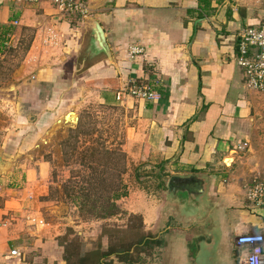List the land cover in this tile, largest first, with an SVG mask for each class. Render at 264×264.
Returning <instances> with one entry per match:
<instances>
[{
	"label": "crops",
	"instance_id": "1",
	"mask_svg": "<svg viewBox=\"0 0 264 264\" xmlns=\"http://www.w3.org/2000/svg\"><path fill=\"white\" fill-rule=\"evenodd\" d=\"M83 1L90 16L78 20L76 14L61 16L49 0H0V157L10 162L0 173V264H64L57 237L65 216H57V201L40 198L47 195L50 169L41 141L54 140L62 131L51 133L56 120L90 94L124 106L131 118L127 148L142 157L146 147L157 171L170 173L160 199L139 200L135 209L144 219L149 215L152 226L199 221L195 234L191 224L161 230L165 240L174 235L181 241L189 264H239L235 238L264 234V207L255 208L242 195L251 182L245 183L242 166H233L241 158L237 144L250 142L245 132L252 98L235 58L239 30L264 21L263 5ZM90 18L105 31L111 62L88 46ZM132 46L144 51L130 59ZM11 50H21V56ZM3 62H11V69L3 72ZM129 80L150 84L159 97L116 100L115 92ZM27 212L45 223L28 220ZM12 249L17 255H10Z\"/></svg>",
	"mask_w": 264,
	"mask_h": 264
},
{
	"label": "rangeland",
	"instance_id": "2",
	"mask_svg": "<svg viewBox=\"0 0 264 264\" xmlns=\"http://www.w3.org/2000/svg\"><path fill=\"white\" fill-rule=\"evenodd\" d=\"M9 53H16V58L21 56V50H11ZM10 63H1L3 72L11 69ZM250 91L251 121L245 132L250 140V148L242 149L241 158L232 161L233 166L239 164L243 167L241 169L245 171V183L252 182L264 172V165L261 163L264 162V92ZM97 95L90 94L82 104L75 106L77 110H69L75 111L79 116L75 126L61 127L59 129L62 131L54 140L41 141L43 145H47L41 149V154L50 163V169L46 182L47 195L40 198L57 201L63 211L65 206L68 207L63 214L65 224L58 237L77 240L82 252L94 248L100 242L103 248L118 239L127 243L136 239L139 231H149L160 235L164 244L160 248L148 249L147 252H141L139 247L135 248L136 262L133 264H189L180 246L181 241L170 233L168 241L165 240L161 230L167 226L185 230L191 224L189 229L195 234L193 230H196L199 221L187 223L162 220L152 226L149 215L144 219L135 209L134 205L139 200L150 202L155 197L160 199L163 193L161 187L166 183L164 179L170 173L157 171V165L151 163L152 158L148 157L146 147H142L145 153L142 157H139L138 151L135 152V148H127L126 133L131 123L130 114L122 105L102 103ZM63 97L62 102H65L70 94ZM37 111L30 110V114ZM252 167L254 168L250 170ZM117 188L121 193L116 199L119 212L105 218L99 217L104 213L105 205L101 207V203L97 201L96 206L91 207L92 201L99 196L102 202L107 200L113 194L112 190ZM245 191H241L242 195ZM178 193L186 199L187 193ZM141 222L143 225L139 228ZM105 230L107 234L103 235ZM108 230L113 231L108 233ZM192 244L193 242L187 246L191 251Z\"/></svg>",
	"mask_w": 264,
	"mask_h": 264
},
{
	"label": "built area",
	"instance_id": "3",
	"mask_svg": "<svg viewBox=\"0 0 264 264\" xmlns=\"http://www.w3.org/2000/svg\"><path fill=\"white\" fill-rule=\"evenodd\" d=\"M18 2L36 3L40 0H16ZM61 16L70 17L80 15L82 18L90 16V8L83 0H49ZM264 7V0H260ZM14 23H17L15 21ZM141 46H132L128 50L130 59L143 53ZM242 68L244 81L247 88L264 92V21L255 26H245L238 32V54L235 58ZM127 97L144 100H155L159 94L148 83L129 80L115 93L118 101ZM249 147L246 140L240 141L236 149L242 150ZM246 200L255 208L264 207V172L257 176L245 191ZM26 218L33 223L44 224L43 217H36L27 212ZM5 222H3V225ZM239 248V264H264V234L262 233H239L236 237ZM17 250L12 249L10 255H17Z\"/></svg>",
	"mask_w": 264,
	"mask_h": 264
},
{
	"label": "trees",
	"instance_id": "4",
	"mask_svg": "<svg viewBox=\"0 0 264 264\" xmlns=\"http://www.w3.org/2000/svg\"><path fill=\"white\" fill-rule=\"evenodd\" d=\"M81 18L80 15H77L78 20ZM112 191L113 194L107 200H103L102 202L99 196L92 201L93 204L91 207H95L97 201L101 203V207L105 205L103 207L104 213H101L102 216L99 217L105 218L119 212L116 199L121 196V193L119 192V188ZM142 225L141 222L139 228H142ZM110 231L112 233L113 230H108L107 232L109 233ZM104 234H107L106 230L103 232ZM163 244V238L160 235L153 234L149 231H139L136 239L130 242L124 243L118 239L117 242L109 243L106 248H103L100 242L94 248L81 252V246L77 240H68L65 236L57 238V245L60 247L61 258L64 264H133L136 262L134 254L135 248L137 249L139 247L138 249L141 252H147L148 249L150 251L156 247L160 248Z\"/></svg>",
	"mask_w": 264,
	"mask_h": 264
},
{
	"label": "water",
	"instance_id": "5",
	"mask_svg": "<svg viewBox=\"0 0 264 264\" xmlns=\"http://www.w3.org/2000/svg\"><path fill=\"white\" fill-rule=\"evenodd\" d=\"M102 2L107 0H101ZM86 18V17H85ZM89 27L92 32V37L90 40V44L88 46L92 45L96 49L97 55H102L105 58H107L110 62L112 61V55L109 48V45L106 40L105 31L102 28L100 22L97 19L90 18L88 19ZM11 89L13 88V84L9 86ZM79 116L75 111H68L66 112L62 117L58 118L56 122L54 123V127L51 131V133L54 132V130H57L64 126L73 127L78 123ZM10 162L5 161L0 157V173L5 172L6 169L9 167ZM65 211L68 210V207L65 206ZM61 208L58 210L57 216H61L65 213Z\"/></svg>",
	"mask_w": 264,
	"mask_h": 264
},
{
	"label": "bare ground",
	"instance_id": "6",
	"mask_svg": "<svg viewBox=\"0 0 264 264\" xmlns=\"http://www.w3.org/2000/svg\"><path fill=\"white\" fill-rule=\"evenodd\" d=\"M225 162V161H224ZM228 162V161H227ZM231 162V161H230ZM226 163V162H225Z\"/></svg>",
	"mask_w": 264,
	"mask_h": 264
}]
</instances>
